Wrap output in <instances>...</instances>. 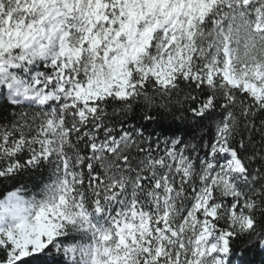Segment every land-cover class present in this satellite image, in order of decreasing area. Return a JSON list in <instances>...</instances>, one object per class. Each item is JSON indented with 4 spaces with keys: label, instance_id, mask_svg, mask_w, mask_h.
I'll return each mask as SVG.
<instances>
[{
    "label": "snow or ice",
    "instance_id": "snow-or-ice-1",
    "mask_svg": "<svg viewBox=\"0 0 264 264\" xmlns=\"http://www.w3.org/2000/svg\"><path fill=\"white\" fill-rule=\"evenodd\" d=\"M257 248L264 0H0V264Z\"/></svg>",
    "mask_w": 264,
    "mask_h": 264
},
{
    "label": "trees",
    "instance_id": "trees-1",
    "mask_svg": "<svg viewBox=\"0 0 264 264\" xmlns=\"http://www.w3.org/2000/svg\"><path fill=\"white\" fill-rule=\"evenodd\" d=\"M12 111H14V109H10L9 110V112H8L9 116H10ZM177 115H179V114H177ZM129 116L131 117L132 113H129ZM138 117H139V112L136 113V117H133L129 121V123H131V124L137 123ZM257 124H259V119L257 120ZM148 127L152 128L154 126L153 125H148ZM157 131H159V129H157ZM184 131H186L189 136H191L193 134V132H197V134H199L198 131L195 128H191V127L184 129ZM169 134H171V133H169ZM257 139H259V136H257ZM233 259H234V262L239 260L240 259L239 254L237 253V255L234 256ZM241 264H264V251H261L258 248L249 251L243 257Z\"/></svg>",
    "mask_w": 264,
    "mask_h": 264
}]
</instances>
